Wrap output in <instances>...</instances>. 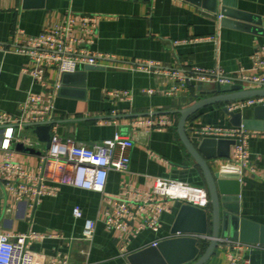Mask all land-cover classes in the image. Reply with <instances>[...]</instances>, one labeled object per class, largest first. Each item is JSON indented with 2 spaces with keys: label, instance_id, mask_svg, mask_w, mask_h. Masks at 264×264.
Segmentation results:
<instances>
[{
  "label": "crops",
  "instance_id": "1",
  "mask_svg": "<svg viewBox=\"0 0 264 264\" xmlns=\"http://www.w3.org/2000/svg\"><path fill=\"white\" fill-rule=\"evenodd\" d=\"M214 5L215 0H0V117H21V108L32 95L52 105L49 121L56 123L55 136L87 147L111 140L117 133L134 142L129 170L111 172L104 195L59 185L56 196L43 197L35 204L13 196L0 174V228L9 235L55 236L31 244L37 264H131L133 254L173 238L171 232L184 204L156 198L164 209L160 229L140 230L147 217L141 212L128 220V232L123 233L106 227L115 203L139 208L140 200L136 201L133 191L151 194L157 178L207 189L202 169L180 139L178 124L179 112L213 96L205 92L214 84L192 82L170 95L177 82L164 71L181 75H192L195 70L229 75L243 72L252 76L253 58L264 47V0H218L217 11ZM222 10L227 15L224 21L219 18ZM69 12L78 17L70 48H83L87 54L105 59L98 66H86L96 67L94 70L85 72L83 67L65 76L47 66L44 78L34 82L25 71L35 64L15 48L62 24ZM83 16L102 17L95 33L83 30ZM149 64L162 68L163 73H149ZM115 91L129 92L131 99L106 95ZM245 101L209 106L190 118L186 128L195 144H204L206 153L215 154L209 165L224 181L221 235L239 238L240 224L245 222L244 238L257 240L248 244L262 248L241 255L250 258L251 264H264V180L260 177L264 174V131L246 130L249 162L238 179L233 168L238 139L202 133L205 127L238 129L241 121L264 118V98L252 105ZM226 107L233 108L229 112L235 117ZM160 117H170L174 124L163 130L145 124ZM27 125L13 149L16 161L38 174L41 155L48 150ZM4 134L0 126V143ZM18 144L34 153L16 150ZM3 160L0 146V166ZM76 207L83 211L80 219L74 217ZM87 220L97 222L92 243L83 236ZM208 236L201 241L202 253L209 246L211 234ZM226 240L222 237L208 264H228Z\"/></svg>",
  "mask_w": 264,
  "mask_h": 264
},
{
  "label": "built area",
  "instance_id": "2",
  "mask_svg": "<svg viewBox=\"0 0 264 264\" xmlns=\"http://www.w3.org/2000/svg\"><path fill=\"white\" fill-rule=\"evenodd\" d=\"M220 19L223 17L220 16ZM101 16L80 17L83 30L88 33H95ZM78 17L69 12L65 21L55 28L46 30L39 36L33 37L22 45H18L15 51L19 54L27 55L35 64L34 68L27 69L34 82H39L44 78L46 67H55L60 74H73L86 66H98L105 56L87 54L83 48L72 49L70 42L74 41L73 33ZM80 43L82 44L81 40ZM2 45L0 44V48ZM83 47V45H82ZM156 68V71H153ZM158 68V69H157ZM149 73L161 74L162 68L149 64ZM252 76L243 72L236 74H225L217 71L195 70L192 75H181L178 72L165 70L177 82L169 94L174 95L182 88H187L192 82L221 85H242L248 83L259 87L264 86V47H262L253 58L251 68ZM245 87V86H244ZM153 94V91H149ZM107 96L119 99H131L129 92L115 91L108 92ZM262 99H249L246 104L252 105L260 103ZM52 105L43 104L41 98L30 95L22 106V116L14 118L9 115L0 117V126L4 128V142L1 150L4 152V160L0 166V174L5 183V188L11 192L18 200H29L38 204L41 198L46 196H56L59 185H70L76 188L98 192L102 195L106 192L108 178L111 172H127L130 167V152L134 147V142L128 136L117 133L111 140H106L102 144L94 147L80 145L74 141L64 140L54 136L50 149L40 158V170L38 174H32L25 170L16 161L14 142H21L22 128L26 124L45 123L50 120ZM229 110H233L229 107ZM148 126L163 130L165 127L174 124L170 117H160L155 120L145 122ZM202 133L208 136L237 138L236 144V166L246 169L249 162L248 132L243 128L227 129L219 127H205ZM253 173L254 170H252ZM264 180V174L260 176ZM133 194L140 200V206L133 210L132 204L115 203L113 213L107 215L106 227L109 230H120L127 233L129 229L128 220L134 215L145 212L146 218L140 230L151 228L158 230L161 227V214L163 207L155 201L156 198L180 202L202 210H208L211 206L209 192L205 188L191 186L187 183L157 178L151 194L134 190ZM153 207L150 211L147 207ZM74 217H83L80 207L74 209ZM97 230V222L87 220L84 228L85 241L92 243ZM138 232V231H137ZM177 236H185L178 233ZM55 236L28 234H6L0 228V264H37V259L31 250V244L38 240H46ZM228 245V264H251L250 258L241 255V252L250 251L255 248H262L260 245L242 243L240 241L226 240ZM158 242L153 243L156 247Z\"/></svg>",
  "mask_w": 264,
  "mask_h": 264
},
{
  "label": "water",
  "instance_id": "3",
  "mask_svg": "<svg viewBox=\"0 0 264 264\" xmlns=\"http://www.w3.org/2000/svg\"><path fill=\"white\" fill-rule=\"evenodd\" d=\"M217 3L218 0H215L216 6L214 5L215 7L213 8L216 9V11ZM221 14L223 17L222 21H224L227 15L224 10H222ZM95 68L96 67H86L85 72L94 70ZM205 94L213 96L202 98L190 108L179 112L181 119L178 124V132L187 151L204 173L211 201V210L207 211L186 204L182 205L171 232L173 238L158 243L156 247L152 246L133 254L129 258L131 264H208L214 252L220 246V240L222 237L223 239L240 241L246 244L257 242V240H250L251 242H249V240L244 238L242 231L244 230L243 225L245 222L240 224L241 232L239 238H230L229 235H221V225L223 221L221 195L224 181L220 178V174L213 173L209 165V159L213 158L215 154L206 153L204 150V144L201 146L195 144L187 134L186 126L190 118L209 106L228 104L249 99H263L264 86L260 85L257 88H245L242 85L224 86L217 83L208 89ZM225 111L233 117L236 115L229 112L228 107L225 108ZM238 117L239 119L242 118L240 114ZM55 124L56 123L53 121H48L45 123H32L27 126L33 128L34 135L41 143L45 144L47 150H49L55 136L53 132ZM237 125L243 127L245 130L264 131V118L256 117L254 120L241 121V123L239 122ZM3 142L4 138L1 139V147ZM16 150L34 153V150L26 148L23 144H18ZM233 168L236 172L234 177L238 179L240 169L237 166H233ZM228 230H231V221ZM178 233L184 234L185 236H177ZM209 234H211L209 238V246L202 253L203 247L201 241L209 237Z\"/></svg>",
  "mask_w": 264,
  "mask_h": 264
}]
</instances>
